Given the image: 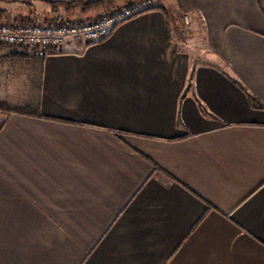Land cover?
Returning a JSON list of instances; mask_svg holds the SVG:
<instances>
[{"label":"crops","instance_id":"0c3cea01","mask_svg":"<svg viewBox=\"0 0 264 264\" xmlns=\"http://www.w3.org/2000/svg\"><path fill=\"white\" fill-rule=\"evenodd\" d=\"M3 50L0 264H264V0H158L96 44Z\"/></svg>","mask_w":264,"mask_h":264},{"label":"built area","instance_id":"2783aa9c","mask_svg":"<svg viewBox=\"0 0 264 264\" xmlns=\"http://www.w3.org/2000/svg\"><path fill=\"white\" fill-rule=\"evenodd\" d=\"M151 1L132 2L96 21L0 22V48L25 49L30 53L59 52L66 44H96L107 39L120 24L151 7ZM188 22V19L186 18Z\"/></svg>","mask_w":264,"mask_h":264},{"label":"rangeland","instance_id":"374dc122","mask_svg":"<svg viewBox=\"0 0 264 264\" xmlns=\"http://www.w3.org/2000/svg\"><path fill=\"white\" fill-rule=\"evenodd\" d=\"M69 1L71 0H0V6H4L5 2L15 3L13 7H16V8L12 9L13 10L12 14H14V9L17 10L18 7H22L24 5V7L26 8L27 6H30L31 9L29 8L30 13L28 15L26 14L23 15L21 12L19 13V11H16L14 14V16L17 17L15 18L16 21H24L26 23H32V22H38V21L55 22V21H60V20L62 21H73V20L75 21H96L102 18L105 14L111 12L112 10L120 8L124 5L130 4L132 2L151 1V3H153L158 0H124V1L119 2L117 5H115L112 8L100 9V10L90 12L88 14H82L80 10H76L75 12L68 13L66 12V9L64 6H59L57 3V2L66 3ZM47 2H53L56 4L57 7L49 5ZM34 4H37V7H35ZM2 16L3 15H0V22L11 21L12 19V17L10 16V20H8L7 18L3 20ZM178 22H179L178 23L179 30L181 29V31L183 32H187V31L189 32L190 26L188 25V23H185L184 18L180 17ZM194 47L197 50H199L200 44L198 43ZM2 49H5L3 51L5 52L7 57H12L13 51H11L10 49H13V48L2 47ZM191 58L192 60H196L198 62L207 61L205 58H202V57H191ZM21 109L23 108L18 109V107H14V110L16 112H18Z\"/></svg>","mask_w":264,"mask_h":264},{"label":"trees","instance_id":"16d2710c","mask_svg":"<svg viewBox=\"0 0 264 264\" xmlns=\"http://www.w3.org/2000/svg\"><path fill=\"white\" fill-rule=\"evenodd\" d=\"M124 0H71L66 3H58L59 6H64L66 12L72 13L76 10H80L82 14H88L90 12L100 10V9H108L117 5L119 2ZM49 5L56 6L53 2H47ZM157 9V8H153ZM19 113H28L27 109H21L18 111Z\"/></svg>","mask_w":264,"mask_h":264}]
</instances>
